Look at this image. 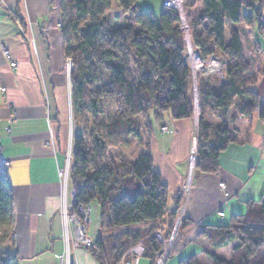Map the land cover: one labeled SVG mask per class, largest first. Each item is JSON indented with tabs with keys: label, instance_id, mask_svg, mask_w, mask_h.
Masks as SVG:
<instances>
[{
	"label": "trees",
	"instance_id": "1",
	"mask_svg": "<svg viewBox=\"0 0 264 264\" xmlns=\"http://www.w3.org/2000/svg\"><path fill=\"white\" fill-rule=\"evenodd\" d=\"M138 2L59 0L63 49L71 62L75 124L70 213L78 214L80 206L99 205L98 237L86 248L100 264H121L124 254L140 242L142 258L157 264L163 244L155 233L160 231L167 239L179 215L182 198L171 197L149 152L129 162L117 154L131 147V138L150 133L152 115L193 120L198 105L195 168L206 174L216 173L222 152L239 142V131L229 126V119L258 112L264 122V103L250 89L257 76L242 44L245 29L263 34L264 0L184 1L193 52L202 62L219 59L225 67L226 82L220 87L197 75V103L181 12L163 5L158 16L151 11L137 13ZM199 3L201 10L191 15ZM114 7L122 15H114ZM121 18L128 23L111 24ZM137 225L146 227L126 229ZM14 226L13 190L0 158V245L13 244ZM188 226L183 220L181 229ZM198 237L214 248L237 242L231 260L208 253L213 264H264V193L248 203L245 215L233 216L229 226H206ZM17 263L16 255L0 253V264Z\"/></svg>",
	"mask_w": 264,
	"mask_h": 264
},
{
	"label": "crops",
	"instance_id": "2",
	"mask_svg": "<svg viewBox=\"0 0 264 264\" xmlns=\"http://www.w3.org/2000/svg\"><path fill=\"white\" fill-rule=\"evenodd\" d=\"M201 8L199 3L190 14L195 16ZM112 13L122 15L118 7ZM60 22L59 0H0V142L2 157L11 163L7 175L15 211L13 244L0 245V253L16 255L17 264H66L68 259L71 264H100L86 247L75 246V227L67 211L73 198L70 166L75 124L71 62L64 54ZM242 44L257 76L250 89L264 103V37L257 29L248 28ZM11 63L16 67L12 69ZM225 82V73L222 79L210 81L215 87ZM151 125L145 151L151 154L154 169L171 197L181 196L185 204L182 222L189 225L180 230L164 264L187 263L190 259L197 264H213L205 257L208 253L231 260L237 242L214 248L198 234L206 226H229L233 216L245 215L248 203L262 197L263 120L258 112L229 119V126L239 131L240 139L222 152L220 169L212 174L192 171L190 166V150L198 130L195 118L175 121L169 114L152 115ZM163 127L168 131H162ZM59 170L69 172L66 187ZM221 182L225 190L219 188ZM90 209L87 236L95 241L100 207L93 203ZM142 259L143 264H150L146 258L139 264Z\"/></svg>",
	"mask_w": 264,
	"mask_h": 264
},
{
	"label": "built area",
	"instance_id": "3",
	"mask_svg": "<svg viewBox=\"0 0 264 264\" xmlns=\"http://www.w3.org/2000/svg\"><path fill=\"white\" fill-rule=\"evenodd\" d=\"M182 4H183V0H163V5L165 7L176 8L181 12V15L183 16ZM61 26H62V24L60 22L58 24V27L61 28ZM263 37H264V32H263ZM5 53L8 55L7 51H5ZM189 53H190V55H192L191 52H189ZM10 67L13 69L16 67V64L11 63ZM193 76H194V78L196 77V75L194 73H193ZM162 131H168V128L163 127ZM0 158H1L2 167L6 171H8L11 163H10V161H8L2 157L1 142H0ZM189 159H190L191 169H192V171H194L196 169L195 167H196L197 160H198L197 137L195 138V143L191 147ZM59 178H60L62 185L64 187H66L68 179H69L68 170H59ZM219 188H221L222 190H225V183H223V182L219 183ZM184 209H185V204L181 202L180 212H179V215L177 217L176 223H175V225L171 231V234L169 235V237L167 239H165L162 236L160 231L155 233V237L158 240H160L161 243L163 244L162 253L158 257V262H157L158 264H164L170 249L172 248V246L175 244V242L177 241V239L180 236V230H181V226H182V214H183ZM71 210H72V205H70L69 208H67V211L69 212L68 213L69 218L74 223V227H75V229H74L75 230V246L76 247H78V246H84V247L91 246L93 241L91 239H89L87 236V224H88L90 212H91L90 207L80 206L78 209V211H79L78 214H73V215L70 213ZM220 215L224 216L223 213H221ZM143 253H144V246L140 242V243L136 244L135 246H133L131 249H129L124 254V256L122 257V260H121V264H139V261L141 260ZM66 264H71L69 259L67 260Z\"/></svg>",
	"mask_w": 264,
	"mask_h": 264
},
{
	"label": "rangeland",
	"instance_id": "4",
	"mask_svg": "<svg viewBox=\"0 0 264 264\" xmlns=\"http://www.w3.org/2000/svg\"><path fill=\"white\" fill-rule=\"evenodd\" d=\"M137 5H138L137 13L144 12V11H151L155 15L158 16L161 12L162 7H163V0H139ZM183 5H184V0H183V4H182V10H183L182 22H183V28L187 34V38H189L188 27H187V23H186V17L184 15ZM127 23H128L127 18H121L119 21H115V22L112 21L111 22V24L113 26L115 25L116 27L124 26ZM188 60H189V63H190V66L192 68L193 73L196 75V77L194 78V80H196V83H197V75L204 77L207 81H209V82L211 81V83H214V81H216V79H222V77L224 76L225 67H224V62L222 60L212 59L211 61H208L206 63L201 61V64L198 67V69H194V63L192 61V55L189 54ZM213 63H214V65L211 66V64H213ZM196 95H197V92L195 91V96ZM196 114H197V111H196ZM164 115H167V114H164ZM195 119H196V116H195ZM137 120L142 125L145 123L141 117H139ZM195 122H196V125H195L196 129H198V123L196 120H195ZM197 133H198V130H197ZM143 135L144 136H142L141 139L131 138V147L128 149H122L121 151L117 152V154L119 153L120 156L122 158H124L127 162L133 161L142 151L147 150L146 134H143ZM205 257L207 259L211 260V258H209V256H205ZM143 263H145L144 259H142V264Z\"/></svg>",
	"mask_w": 264,
	"mask_h": 264
},
{
	"label": "water",
	"instance_id": "5",
	"mask_svg": "<svg viewBox=\"0 0 264 264\" xmlns=\"http://www.w3.org/2000/svg\"><path fill=\"white\" fill-rule=\"evenodd\" d=\"M134 9H135V7H134ZM187 43H188V46H189V52H191V44H190V38H188L187 39ZM190 54V53H189ZM197 55V54H196ZM198 56V55H197ZM198 58L200 59V57L198 56ZM194 88H195V91L197 92V83H196V80H194ZM195 100H196V103H197V101H198V96L196 95L195 96ZM198 114H199V107H198V105H197V114H196V121H197V123H198Z\"/></svg>",
	"mask_w": 264,
	"mask_h": 264
},
{
	"label": "bare ground",
	"instance_id": "6",
	"mask_svg": "<svg viewBox=\"0 0 264 264\" xmlns=\"http://www.w3.org/2000/svg\"><path fill=\"white\" fill-rule=\"evenodd\" d=\"M191 53H192V61L194 63V69H198V67L200 66L201 64V60L198 58V56L193 52V50H191ZM213 64H211V66H213Z\"/></svg>",
	"mask_w": 264,
	"mask_h": 264
}]
</instances>
